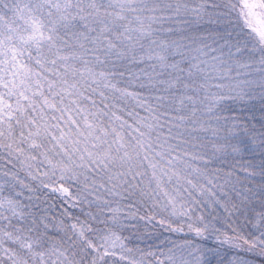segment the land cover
I'll return each instance as SVG.
<instances>
[{
    "label": "snow or ice",
    "instance_id": "obj_1",
    "mask_svg": "<svg viewBox=\"0 0 264 264\" xmlns=\"http://www.w3.org/2000/svg\"><path fill=\"white\" fill-rule=\"evenodd\" d=\"M0 264H264V0H0Z\"/></svg>",
    "mask_w": 264,
    "mask_h": 264
}]
</instances>
